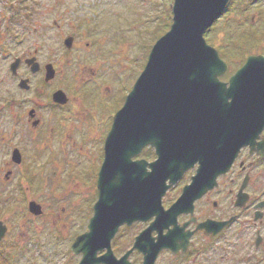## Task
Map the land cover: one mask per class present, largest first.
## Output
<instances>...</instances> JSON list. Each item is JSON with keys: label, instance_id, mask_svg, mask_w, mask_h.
Here are the masks:
<instances>
[{"label": "rangeland", "instance_id": "374dc122", "mask_svg": "<svg viewBox=\"0 0 264 264\" xmlns=\"http://www.w3.org/2000/svg\"><path fill=\"white\" fill-rule=\"evenodd\" d=\"M173 3L0 0V221L10 229L0 253L7 264H78L70 247L93 216L113 118L169 30ZM70 36L75 41L68 50ZM205 39L228 64V82L249 56L264 55V0H231ZM32 56L41 65L36 74L24 63ZM16 58L22 64L14 75ZM48 64L56 75L45 82ZM22 79L30 90L19 88ZM57 90L72 97L73 106L56 108ZM32 109L40 128L29 121ZM16 148L21 164L12 162ZM31 201L42 206L41 216L29 212Z\"/></svg>", "mask_w": 264, "mask_h": 264}, {"label": "water", "instance_id": "95a60500", "mask_svg": "<svg viewBox=\"0 0 264 264\" xmlns=\"http://www.w3.org/2000/svg\"><path fill=\"white\" fill-rule=\"evenodd\" d=\"M229 1L174 0L170 30L153 46L107 136L94 215L88 231L73 245L74 253L84 255L80 264H109L111 242L121 226L154 217V224L136 239L135 248L155 259L161 248L152 232L176 225L184 206L192 211L194 202L217 186V178L230 171L240 151L251 147L264 130V57H249L229 82H223L228 66L205 40ZM73 43V37L64 42L67 49ZM20 63L12 64L13 74ZM26 63L32 73L40 71L35 58ZM45 69L49 82L55 69L52 65ZM19 87L29 90V81L22 80ZM53 99L57 104L67 102L61 91ZM146 148L155 150V161L138 159ZM12 161L21 164L19 150H14ZM196 164L192 184L165 210L166 193ZM29 212L39 216L41 206L32 201ZM6 231L0 222V241ZM158 240L168 243L172 235ZM104 250L107 254L98 259Z\"/></svg>", "mask_w": 264, "mask_h": 264}, {"label": "flooded vegetation", "instance_id": "af4514ba", "mask_svg": "<svg viewBox=\"0 0 264 264\" xmlns=\"http://www.w3.org/2000/svg\"><path fill=\"white\" fill-rule=\"evenodd\" d=\"M33 58L35 57L26 58L24 63ZM66 99L67 102L63 105L55 104L56 108L67 110L73 106V98L66 95ZM31 111H34L33 118L30 117ZM31 111L29 121L33 128H40L42 122L37 111ZM35 122H38L37 126H34ZM153 159L155 157L148 160ZM198 167L196 164L194 169L188 171H194L191 175L186 172L167 192L162 200L165 210H169L180 200L185 187L191 185L197 176ZM216 183L214 189H208L194 202L192 211L184 206L176 225L160 232H152L154 242L161 248L155 259L150 260L148 253L135 248L136 239L154 224V217L147 222L137 221L130 226H121L111 242L113 261L109 264H264V130L251 147L240 151L231 170L220 175ZM171 193H174L173 200L167 203V197ZM97 200L93 204V211ZM204 223H208L209 227L202 229L200 226ZM88 225L83 233L76 236L70 247L72 255L79 258L78 264L82 262L84 255L74 253L73 245L78 237L88 231ZM5 226L6 235L0 245L10 232L9 227ZM123 228L126 234L122 237L120 232ZM168 235H172L170 242H159L158 238ZM106 254L107 250H104L96 257L100 259ZM8 258L0 253L1 264H7Z\"/></svg>", "mask_w": 264, "mask_h": 264}, {"label": "trees", "instance_id": "16d2710c", "mask_svg": "<svg viewBox=\"0 0 264 264\" xmlns=\"http://www.w3.org/2000/svg\"><path fill=\"white\" fill-rule=\"evenodd\" d=\"M145 157H146L147 159H151V158L153 157V152H152V151H148V152H146V153H145Z\"/></svg>", "mask_w": 264, "mask_h": 264}]
</instances>
